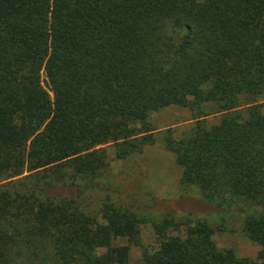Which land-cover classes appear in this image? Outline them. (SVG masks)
I'll return each mask as SVG.
<instances>
[{"label":"trees","instance_id":"1","mask_svg":"<svg viewBox=\"0 0 264 264\" xmlns=\"http://www.w3.org/2000/svg\"><path fill=\"white\" fill-rule=\"evenodd\" d=\"M260 97L264 0H0V264H131L143 221L97 198L98 147L138 153L153 112L192 102L221 117L164 148L205 201L261 206L243 230L262 257L166 214L135 264H264Z\"/></svg>","mask_w":264,"mask_h":264},{"label":"rangeland","instance_id":"2","mask_svg":"<svg viewBox=\"0 0 264 264\" xmlns=\"http://www.w3.org/2000/svg\"><path fill=\"white\" fill-rule=\"evenodd\" d=\"M247 101L243 100L244 103ZM257 102H264V97ZM216 111L212 103L192 102L187 107L171 105L153 112L145 121L143 135L150 136L152 143L140 152L123 155L113 143L98 147L101 149L102 173L98 179L97 198L109 194L115 203L128 206L143 221L140 225L141 245L130 247L131 264L141 259L144 249L156 246L153 225L166 214L180 220L206 222L213 229V240L218 249H231L239 258L259 260L262 257L261 247L243 230L245 219L258 214L261 206L238 201L219 207L205 201L194 188L182 184V169L173 154L164 148L167 131L180 137L198 120L213 124L221 117ZM118 243L123 244L125 240L114 241V244Z\"/></svg>","mask_w":264,"mask_h":264}]
</instances>
